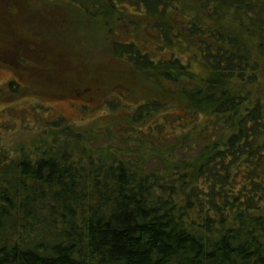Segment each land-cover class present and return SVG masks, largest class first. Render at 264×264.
<instances>
[{
  "label": "trees",
  "instance_id": "16d2710c",
  "mask_svg": "<svg viewBox=\"0 0 264 264\" xmlns=\"http://www.w3.org/2000/svg\"><path fill=\"white\" fill-rule=\"evenodd\" d=\"M83 28L118 69L81 73ZM1 66L0 99L112 114L0 147V264H264V0H0Z\"/></svg>",
  "mask_w": 264,
  "mask_h": 264
},
{
  "label": "rangeland",
  "instance_id": "374dc122",
  "mask_svg": "<svg viewBox=\"0 0 264 264\" xmlns=\"http://www.w3.org/2000/svg\"><path fill=\"white\" fill-rule=\"evenodd\" d=\"M69 20H71V18H69ZM84 29L85 28L81 31L77 29L76 34L80 37V42L74 56L79 60H83L85 63L84 67L83 64L80 63L79 67L81 68V73L82 69L85 72L88 65L92 62L93 64L89 68L88 74H91L92 78L95 79H99L98 75L101 77L108 68L111 69L116 66L118 69L120 65H117L116 61L109 57V53L106 51L105 42L98 36L93 35L91 32L90 34ZM44 51L49 53L50 50L46 48ZM87 59L92 61H88ZM28 77L29 76L26 74L24 76L17 74L15 69L1 66L0 97L3 95L1 91L9 90L11 82H16L19 85L25 86ZM87 82V77L72 78L69 79L66 85L59 86L56 91L63 94L69 93V91L73 92L74 89L79 88L80 85H84ZM107 96L110 98L116 96V93L113 94V92H111ZM84 105H91V103H89L88 100L75 99L71 96L70 98L64 99L46 95H43L42 97L0 99V147L2 146L14 151L20 146L26 148L32 147L33 142L40 140L39 136L42 138L45 136L50 140L52 137L48 135L50 131H47L46 129V121L54 120L55 117L52 118V116H62L71 123H76L79 126L89 128H97V126H103L108 122L105 116L112 114L109 109L93 106L92 110H88ZM32 106L37 108H40V106L43 108H49L51 109V112L50 114L43 113V117L39 116L35 119L29 114ZM82 117H84L85 120L82 121Z\"/></svg>",
  "mask_w": 264,
  "mask_h": 264
}]
</instances>
